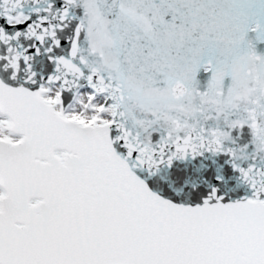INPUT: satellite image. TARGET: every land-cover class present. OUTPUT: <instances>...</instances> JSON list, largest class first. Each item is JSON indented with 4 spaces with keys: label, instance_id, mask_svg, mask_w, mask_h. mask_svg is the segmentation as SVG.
Masks as SVG:
<instances>
[{
    "label": "snow or ice",
    "instance_id": "6c2138e0",
    "mask_svg": "<svg viewBox=\"0 0 264 264\" xmlns=\"http://www.w3.org/2000/svg\"><path fill=\"white\" fill-rule=\"evenodd\" d=\"M0 264H264V0H0Z\"/></svg>",
    "mask_w": 264,
    "mask_h": 264
}]
</instances>
